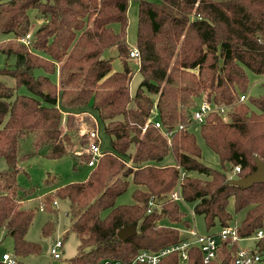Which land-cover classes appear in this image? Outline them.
<instances>
[{
	"label": "trees",
	"instance_id": "16d2710c",
	"mask_svg": "<svg viewBox=\"0 0 264 264\" xmlns=\"http://www.w3.org/2000/svg\"><path fill=\"white\" fill-rule=\"evenodd\" d=\"M131 1L0 0V34L8 38L0 43V161L7 164L0 171V233L12 237L16 264L42 253L41 244L27 240L36 210L22 206L29 196L20 193L21 163L43 148V156L52 160L81 153L76 149L85 152L88 133L95 129L91 110L104 124L112 149L85 182L56 188L41 203L53 214L57 200L70 203L65 237L74 233L79 246L67 264L129 263L142 251L159 252L183 241L179 230L158 224L167 218L189 227L171 199L179 184L181 200L194 205L207 230L233 226L231 199L235 214L245 212L237 226L240 239L264 230V184L243 189L225 171L204 165L190 131L202 99L214 110L200 133L221 164L240 168V179L256 171V158L264 162V94L248 93L249 72L264 75V0H136L141 83L134 96L127 59ZM31 10L42 23L26 46L20 40L31 32ZM114 48L123 65L120 72L114 71L112 58L104 57ZM22 88L28 94L20 93ZM242 95L247 96L243 102ZM155 105L158 121L152 119ZM167 131L174 132L171 139ZM29 136L35 150L21 155V140ZM170 153L174 166L163 164ZM192 172L206 178L192 177ZM130 181L137 186L134 203L117 206ZM134 224L137 234L122 240L119 232ZM55 225L47 221L42 236L51 237ZM238 247L220 242L210 264H233ZM254 252L264 264V237L256 240ZM161 264H180L178 254L166 255ZM189 264H204L200 250L190 251Z\"/></svg>",
	"mask_w": 264,
	"mask_h": 264
},
{
	"label": "rangeland",
	"instance_id": "374dc122",
	"mask_svg": "<svg viewBox=\"0 0 264 264\" xmlns=\"http://www.w3.org/2000/svg\"><path fill=\"white\" fill-rule=\"evenodd\" d=\"M155 2L157 0H149ZM139 6L136 0L130 2L128 17L129 24L127 28V41L130 45V53L132 50H137L135 47L137 33H138V19H139ZM31 16V34L32 37L35 35L36 30L41 25V20L37 19L38 13L35 10L29 11ZM113 29L115 32L119 31V25L114 24ZM8 38L0 34V43L6 41ZM106 59H113V69L115 72H120L123 70L122 62L119 58V52L117 48L107 51L104 55ZM128 62L134 73L133 79L130 84V93L134 96L138 90V87L141 83V76L139 73L140 69V57L137 59L131 58L129 56ZM3 65V59L0 56V68ZM250 87L248 93L250 96L259 97L264 94V75H255L249 72ZM20 93L28 94V91L25 88L20 90ZM203 100H199L198 104H202ZM154 102L156 104V97H154ZM93 115L92 118H95L96 123L94 122L95 128H97L98 136L101 142V151L106 153L110 151L111 148V137L108 136L104 131V124L98 119L96 112L90 111ZM78 120L82 119V116L79 114L75 115ZM158 109L155 105V108L152 113V119H158ZM67 119V114L64 113V122ZM94 121V119H93ZM2 126H0L1 128ZM190 131L196 136L197 143L202 151V163L207 167L225 171L226 174L231 179H237V173L232 169L230 164H225L223 166L220 162V159L217 154H215L204 142L201 133L200 125L193 124L190 127ZM20 153L21 155H26L35 150L34 147V138L32 136L25 137L21 140L20 143ZM47 148L40 150V154L32 157L30 160L21 163V171L18 175V183L21 187V195L24 192L28 193L29 198L23 202V208L30 210L35 209V219L33 224L28 231L27 240L35 243H39L42 246V253L40 255H33L26 257L24 259H19L23 264H67L68 261L77 254L79 239L74 233H70L65 237L66 231L71 225V218L69 215L70 203L65 200H57V205L52 206L56 214L50 213L48 211H43L41 208V203H43L44 197L54 191V189L62 187L70 183H80L85 182L92 170V167L88 165V161L85 162L81 155L89 156L87 149L85 152L79 151L76 149L77 154H70L66 157L59 160H52L44 157ZM132 152L134 150H131ZM166 166H174L176 164L175 157L170 153L163 162ZM7 167V164L4 160L0 161V171H3ZM190 176L204 179L206 178L203 174L192 172ZM137 189V186L130 181L129 188L125 194L120 196L116 202V205H130L134 203L133 193ZM31 190H34L30 193ZM180 209L185 213V220L188 221L189 227L181 223H173L167 218H163L158 222L159 225L164 227H172L181 232L184 237H190L188 232L192 229H196L198 234H218L221 230L220 226L207 230L206 224L203 216L194 214V205L192 203H185L183 200L178 202ZM228 210L234 215V224L233 226H238L239 223L245 216V212H240L235 214L234 209V200L231 199L229 203ZM49 220H55V231L51 237L45 238L42 236V228L44 224ZM62 239L64 246L62 249L61 259H54L51 255V247L58 240ZM239 247L241 249L252 250L256 248V239L248 238L241 239L239 242ZM8 254L10 257L15 258L14 255V241L11 236L6 232L0 233V264H3V255Z\"/></svg>",
	"mask_w": 264,
	"mask_h": 264
},
{
	"label": "built area",
	"instance_id": "2783aa9c",
	"mask_svg": "<svg viewBox=\"0 0 264 264\" xmlns=\"http://www.w3.org/2000/svg\"><path fill=\"white\" fill-rule=\"evenodd\" d=\"M32 34H27L20 41L26 45L30 46L32 43ZM131 58L137 59L140 57L138 50H132L130 53ZM247 98L246 95H242L240 101L243 102ZM214 110V107L207 103L203 102L198 106L195 110L193 117L191 119V124L202 125L206 121V117L209 113ZM221 113L226 117V112L224 109H221ZM94 122L96 120L94 118ZM96 125V124H95ZM157 127H160V124H156ZM185 127L180 126L179 130H183ZM166 136L171 139L174 135L173 131H167ZM89 145L87 147V153L90 156V160L87 162L90 167H95L100 158L103 156V152L101 151V142L98 136L97 128L90 131L88 133ZM236 173L240 172V168L235 169ZM184 174H182L183 177ZM180 187L179 184L177 189L171 194V199L179 202L181 200L180 195ZM55 205L57 203L55 202ZM43 210V206L41 207ZM190 237H185L183 241L178 244L172 245L168 248H165L159 252H151V251H142L139 255L129 263L122 262H112V261H104L102 264H161L162 259L171 253H177L179 256L180 264H189L190 251L193 249H198L203 255L204 264H210L212 261L216 259L218 256V249L220 242L228 241L231 245H238L240 242V237L238 235L237 226L225 227L220 230L218 234H206L200 235L196 231V229H192L188 232ZM264 237V230H260L256 233L254 238L259 240ZM64 243L62 239H58L54 245L51 247V255L54 259H61L62 257V249ZM5 264H16V260L10 257L8 254H4L2 258ZM233 264H263V258L259 254L255 253L252 250L241 249L238 247V251L235 254Z\"/></svg>",
	"mask_w": 264,
	"mask_h": 264
},
{
	"label": "water",
	"instance_id": "95a60500",
	"mask_svg": "<svg viewBox=\"0 0 264 264\" xmlns=\"http://www.w3.org/2000/svg\"><path fill=\"white\" fill-rule=\"evenodd\" d=\"M133 141H138L136 138H133ZM256 171L249 175L246 178H240V179H233L232 183L243 188L247 189L250 188L256 184H264V162H262L260 159L256 158ZM138 232V226L136 224L125 227L119 232V237L122 240H128L129 238L134 237Z\"/></svg>",
	"mask_w": 264,
	"mask_h": 264
},
{
	"label": "crops",
	"instance_id": "0c3cea01",
	"mask_svg": "<svg viewBox=\"0 0 264 264\" xmlns=\"http://www.w3.org/2000/svg\"><path fill=\"white\" fill-rule=\"evenodd\" d=\"M154 121H158V119L157 120H154ZM89 177V176H88ZM3 264H5L4 262H3Z\"/></svg>",
	"mask_w": 264,
	"mask_h": 264
}]
</instances>
